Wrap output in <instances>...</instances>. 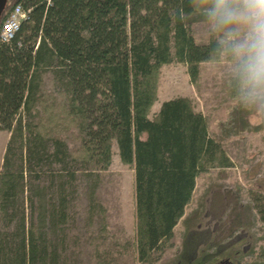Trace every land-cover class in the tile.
<instances>
[{"label":"trees","instance_id":"1","mask_svg":"<svg viewBox=\"0 0 264 264\" xmlns=\"http://www.w3.org/2000/svg\"><path fill=\"white\" fill-rule=\"evenodd\" d=\"M212 2L7 1L0 32L16 7L25 18L8 42L0 39V130L9 133L0 166V264H80L72 202L85 183L82 222L86 230L104 224L97 191L114 147L134 174L138 263L159 262L182 221L179 249L160 264H242L251 256L250 264H264V242L258 253L247 245L239 256L232 247L242 237L234 235L238 226L204 223L209 191L185 215L196 179L233 167L223 141L264 130V103L246 102L232 73L229 95L237 103L220 138L210 135L206 115L189 98L164 100L149 115L162 65L184 64L196 83L201 64H234L208 16ZM198 25L206 27L205 41L196 38ZM71 126L72 147L63 136ZM251 199L264 241V191ZM101 256L96 264L111 262Z\"/></svg>","mask_w":264,"mask_h":264},{"label":"rangeland","instance_id":"2","mask_svg":"<svg viewBox=\"0 0 264 264\" xmlns=\"http://www.w3.org/2000/svg\"><path fill=\"white\" fill-rule=\"evenodd\" d=\"M198 41H205L206 27H195ZM233 73V63L220 59L201 64L196 83H192L184 64L173 62L162 65L158 75L157 97L149 115L156 112L164 100L175 97L189 98L196 111L206 115L209 133L220 138L222 122L229 118V111L237 103L230 97L228 83ZM252 124L260 123L259 115L250 118ZM63 134L69 145L77 144V132L71 126ZM9 138V133L0 130V166L3 152ZM232 160L233 167L225 174L216 170L202 173L196 179V188L191 202L187 205L185 215L197 208L198 201L206 191L215 194L212 208L211 194L208 199L207 217L204 223L215 229L221 225H235L238 230L234 235L242 236L232 247L237 253L247 245L254 246L256 253L263 246L262 227L252 204V195L264 191V130L258 133H246L223 141ZM113 157L108 170L101 173L97 197L106 210L103 223L87 228L82 222L86 208L85 183L79 184L77 198L72 202L76 211L75 235L79 239L80 264H96L101 259V253L107 256L109 264H140L132 253L134 232V174L132 166L122 163L113 148ZM1 169V168H0ZM213 206V207H214ZM221 221L219 222V220ZM105 225V227L102 226ZM205 225V224H204ZM201 229H204V226ZM100 228L101 231H100ZM171 246L166 249L159 260L153 264L170 259L174 251L181 245L183 233L182 221L174 229ZM90 235H93L91 240ZM99 254V255H98ZM98 255V256H96ZM104 258V257H102ZM253 256L243 258L240 263L250 264Z\"/></svg>","mask_w":264,"mask_h":264},{"label":"clouds","instance_id":"3","mask_svg":"<svg viewBox=\"0 0 264 264\" xmlns=\"http://www.w3.org/2000/svg\"><path fill=\"white\" fill-rule=\"evenodd\" d=\"M208 16L222 33L220 47L233 61L246 102L264 103V0H213Z\"/></svg>","mask_w":264,"mask_h":264},{"label":"built area","instance_id":"4","mask_svg":"<svg viewBox=\"0 0 264 264\" xmlns=\"http://www.w3.org/2000/svg\"><path fill=\"white\" fill-rule=\"evenodd\" d=\"M24 12L22 11L21 7H16L13 11L8 13L7 19L4 21L2 25V30L0 32V39L4 42H8L14 34L19 29V25L21 20L25 18Z\"/></svg>","mask_w":264,"mask_h":264},{"label":"water","instance_id":"5","mask_svg":"<svg viewBox=\"0 0 264 264\" xmlns=\"http://www.w3.org/2000/svg\"><path fill=\"white\" fill-rule=\"evenodd\" d=\"M8 0H0V16L3 13L5 7H6V3ZM1 18V17H0Z\"/></svg>","mask_w":264,"mask_h":264}]
</instances>
